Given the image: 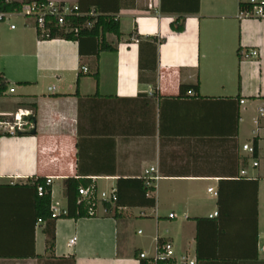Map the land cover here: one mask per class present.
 <instances>
[{
  "label": "crops",
  "instance_id": "crops-1",
  "mask_svg": "<svg viewBox=\"0 0 264 264\" xmlns=\"http://www.w3.org/2000/svg\"><path fill=\"white\" fill-rule=\"evenodd\" d=\"M82 1L109 13L120 7L122 37L106 36L115 51L98 53L92 39H43L31 21L15 29L0 23V75L7 84L0 117L24 124L0 137V209L13 221L2 227L3 252L12 257L0 264H141L139 253L155 256L165 243L178 258L197 260L198 241L204 258L198 264H224L215 261L218 250L233 251L223 248L218 226L231 233V247L236 232L254 233L256 201L247 181L256 179L258 258L238 264H264V177L251 173L242 150L264 124V20L241 16L247 0ZM178 19H185L181 34L171 30ZM148 38L165 40L154 72L145 47L140 68L139 39ZM253 50L257 57L248 56ZM196 85L198 94L181 92ZM152 169L160 179L147 186ZM47 178L53 179L52 206L57 195L61 199L55 208L67 209L71 178L99 192L117 189L122 180H144L155 205L125 208L118 217L99 206L93 218L58 219L49 250L47 223L34 225V194L25 187ZM142 225L145 232L135 236ZM32 233L35 257L20 258L29 253Z\"/></svg>",
  "mask_w": 264,
  "mask_h": 264
},
{
  "label": "trees",
  "instance_id": "trees-1",
  "mask_svg": "<svg viewBox=\"0 0 264 264\" xmlns=\"http://www.w3.org/2000/svg\"><path fill=\"white\" fill-rule=\"evenodd\" d=\"M38 3L46 4L48 2L43 0H38ZM23 4L12 2L10 0H0V10L4 13H16L21 10ZM80 16L73 15L66 19V24L63 27L56 25V23L48 24L49 36L43 39L55 40L62 39L67 41L82 42L85 39H92L98 43L99 50L98 53L103 51H115V49L108 45L106 42V36L109 34L115 35L117 38H121V29H120V19L118 14L120 13V7L118 6L114 12L109 13L100 6H84L83 1L80 0L78 4ZM241 10H250V6L246 3H241ZM89 24H92L91 27H88ZM171 30L173 33L181 34L185 31V19H178L177 21L171 24ZM165 40L157 38H148L144 42L139 39L140 43V68L141 71L144 69L143 64V54L144 47L147 49V52L152 57L151 65L149 70L156 71L157 69V57H158V47ZM82 69V68H81ZM148 69V68H147ZM82 71L79 74V77H82ZM94 77H98V74H95ZM7 89V84L5 79L0 75V97ZM182 93H199V86H181ZM181 93V94H182ZM10 136V134L1 135ZM254 143L257 144V139L254 140ZM254 187L255 201H256V210H255V220H254V233L251 231L248 232H236L233 235V241L231 247V233L223 230L222 226H218L219 234L223 237V248L225 250L232 249L233 253L223 254V250H218L216 260L222 261L224 264H238L240 260H255L258 258L257 251V242H258V231H257V218H258V191H259V181L252 180L247 181ZM94 184L81 179H68L65 182V196L68 202V216L61 219H73L79 220L83 218H91L88 216L87 212L91 205L84 203L79 205L78 201L80 199L79 189L81 187H91ZM43 186L47 190V194L43 197L38 195V187ZM17 187V186H15ZM31 190V193L34 194V225L38 222H46L47 226L45 233L47 235V246L49 250L54 248L55 244V221L52 219V187L46 186V179H37L33 181L28 186H25ZM2 186H0V189ZM151 188L146 186L144 180H122L118 182L117 185V205L124 208L132 207H154L155 202L152 198H147V194L151 191ZM13 193L11 192L8 195L9 201L13 199ZM4 211V210H3ZM6 216V215H5ZM5 218V219H2ZM7 217V216H6ZM4 217L0 209V259L9 258L12 256L7 255L3 252L2 247V227L8 228L13 225V221L9 220V217ZM115 217H118L116 214ZM34 227V226H33ZM33 232V229H32ZM219 243V242H218ZM221 243V241H220ZM161 245V244H159ZM201 243L198 241L197 247V264L203 261V255L201 252ZM219 246V245H218ZM230 246V247H229ZM237 248V249H236ZM238 250V255L236 254ZM225 255V256H223ZM35 257L34 251V233L31 234L29 253L20 258H31Z\"/></svg>",
  "mask_w": 264,
  "mask_h": 264
},
{
  "label": "built area",
  "instance_id": "built-area-1",
  "mask_svg": "<svg viewBox=\"0 0 264 264\" xmlns=\"http://www.w3.org/2000/svg\"><path fill=\"white\" fill-rule=\"evenodd\" d=\"M12 1V0H10ZM246 4L250 6V10H241V16L251 17L256 19L264 20V0H247ZM14 15H21L26 21H31L34 23V26L38 32L39 37L46 38L49 36L48 24L53 22L56 25L63 27L66 24V19L73 15L80 16L78 6H69L61 5L56 3L48 2L46 4L32 2L29 4H23L20 11L16 13H4L0 10V23L8 22L10 18ZM92 24H89L88 27H91ZM12 29H15V26L12 25ZM259 55L258 51L253 50L249 53V57H257ZM84 72H87L85 67L82 68ZM13 92V90H11ZM241 103H244L242 101ZM24 114L20 115L22 121ZM260 118L264 119V109L260 110ZM24 124L16 123L14 126L11 123L6 122L0 117V136L5 134H14L17 130H22ZM257 139L258 143L255 144L254 140ZM251 142L245 144L242 147L245 157L249 163H252V168L260 167L261 163V153H262V143L264 142V124L259 126L256 132V136ZM154 169L147 172L145 179L148 181L147 186L151 185V182L158 181L160 178L158 176H152ZM245 172H243V175ZM46 186H53V179H46ZM210 193H214L215 196H218V193L213 189H209ZM47 194L45 187H38L39 197H43ZM80 199L78 204L87 203L91 205L87 214L89 217L93 218L99 215V206L102 208L104 214H122L125 210L124 207L118 206V197L117 189H111L108 191L99 192L95 185L85 188L81 187L79 189ZM52 219L58 220L63 217L68 216V209H60L52 206ZM218 216L217 213L214 215ZM214 216H210L213 218ZM174 215H170V218H173ZM41 222V221H40ZM76 242V238L69 242V246H73ZM138 261L141 264H197L196 259H191L188 255H183L181 258H178L175 253V248L172 243H165L159 245L155 256H149L147 252H141L138 255Z\"/></svg>",
  "mask_w": 264,
  "mask_h": 264
},
{
  "label": "rangeland",
  "instance_id": "rangeland-1",
  "mask_svg": "<svg viewBox=\"0 0 264 264\" xmlns=\"http://www.w3.org/2000/svg\"><path fill=\"white\" fill-rule=\"evenodd\" d=\"M26 19H24L21 15H14L10 18V20L8 22H3V23H8L10 25H14L15 27H17L20 23H23L25 22ZM7 101H5L4 99H0V106H3L5 107V105H7L6 103ZM261 156H262V159L260 160L261 163H260V167L258 168H252V163H250V166H249V170L251 171L252 174L254 175H262V177H264V142L262 143V153H261ZM263 184H262V188H261V193H262V197L264 199V181H262ZM61 201L60 197L57 195L56 197V201L54 203V206L55 207H59V202ZM137 220H141V219H137ZM59 221H63L62 219H59ZM141 222V221H140ZM144 224H147V226H150L151 223H144ZM146 228V225H142V226H136V229L133 230V233L135 234V236H138L137 233L138 231H142L145 232V229ZM39 238H40V243L39 245L40 246H43L44 245V235L42 233V231H39Z\"/></svg>",
  "mask_w": 264,
  "mask_h": 264
},
{
  "label": "water",
  "instance_id": "water-1",
  "mask_svg": "<svg viewBox=\"0 0 264 264\" xmlns=\"http://www.w3.org/2000/svg\"><path fill=\"white\" fill-rule=\"evenodd\" d=\"M31 134H33V135H34V134H35V130H33V131L31 132Z\"/></svg>",
  "mask_w": 264,
  "mask_h": 264
}]
</instances>
